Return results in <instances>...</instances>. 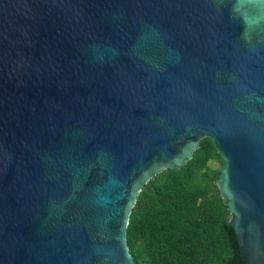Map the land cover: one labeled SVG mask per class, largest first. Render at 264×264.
I'll return each mask as SVG.
<instances>
[{
	"label": "water",
	"instance_id": "water-1",
	"mask_svg": "<svg viewBox=\"0 0 264 264\" xmlns=\"http://www.w3.org/2000/svg\"><path fill=\"white\" fill-rule=\"evenodd\" d=\"M204 137L264 264V0H0V264H134L139 192Z\"/></svg>",
	"mask_w": 264,
	"mask_h": 264
},
{
	"label": "trees",
	"instance_id": "trees-1",
	"mask_svg": "<svg viewBox=\"0 0 264 264\" xmlns=\"http://www.w3.org/2000/svg\"><path fill=\"white\" fill-rule=\"evenodd\" d=\"M223 166L204 137L181 168H166L142 187L126 227L134 264H238L227 233L231 215L216 186Z\"/></svg>",
	"mask_w": 264,
	"mask_h": 264
},
{
	"label": "rangeland",
	"instance_id": "rangeland-1",
	"mask_svg": "<svg viewBox=\"0 0 264 264\" xmlns=\"http://www.w3.org/2000/svg\"><path fill=\"white\" fill-rule=\"evenodd\" d=\"M209 165H210L211 167L216 168V167H218V162H216V161H210V162H209Z\"/></svg>",
	"mask_w": 264,
	"mask_h": 264
}]
</instances>
